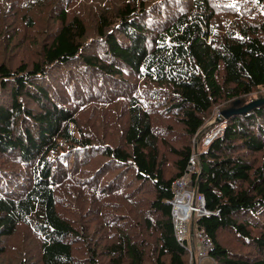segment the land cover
I'll return each instance as SVG.
<instances>
[{
  "label": "trees",
  "instance_id": "obj_1",
  "mask_svg": "<svg viewBox=\"0 0 264 264\" xmlns=\"http://www.w3.org/2000/svg\"><path fill=\"white\" fill-rule=\"evenodd\" d=\"M2 39L0 259L26 225L15 264H188L168 201L264 89V0H0ZM200 143L210 256L264 264V104Z\"/></svg>",
  "mask_w": 264,
  "mask_h": 264
},
{
  "label": "built area",
  "instance_id": "obj_2",
  "mask_svg": "<svg viewBox=\"0 0 264 264\" xmlns=\"http://www.w3.org/2000/svg\"><path fill=\"white\" fill-rule=\"evenodd\" d=\"M221 132L222 128H218L205 140V144H209ZM198 171V152L194 151L186 173L174 182V196L168 202L171 205L175 236L189 253L188 264H216L210 256L213 240L205 228L197 225L200 217L211 213L206 208L204 196L199 193L193 181L192 175Z\"/></svg>",
  "mask_w": 264,
  "mask_h": 264
},
{
  "label": "rangeland",
  "instance_id": "obj_3",
  "mask_svg": "<svg viewBox=\"0 0 264 264\" xmlns=\"http://www.w3.org/2000/svg\"><path fill=\"white\" fill-rule=\"evenodd\" d=\"M79 5L73 6L70 8V10H74L75 8H78ZM87 8L86 11L87 13H89V19H92L95 15V7L96 5L93 3V1H89V3L86 4ZM91 6V7H90ZM90 7V8H89ZM90 9V10H89ZM90 23V21H89ZM49 27H51L52 29H54L56 26L53 24V22L49 19V22L47 24ZM39 40L33 41L32 43L38 42ZM30 43V44H32ZM8 51V49L4 50L3 48V39L0 40V59L4 58V57H12L13 59H15L16 61H19L21 58L25 57V56H34L33 53V47L27 46L23 47V48H12L10 50V52H13L12 55L10 56H6L5 52ZM141 82V81H140ZM264 97V89L262 90H258L257 92L253 93L251 96H249V101H253L259 98ZM240 106H243L242 104ZM238 106V107H240ZM237 107V106H236ZM220 110L218 108H215L214 111L212 112V116L210 118V120L207 122V125L202 129V133L198 135V137H196L197 139L195 140V152H198V148H203L202 143H200V146L198 145L199 140L202 136V134L204 135L205 132L208 131V129L212 126V125H216V121L219 115ZM27 240L30 239V241L33 243V248H36V245H38V242L33 234L32 231H30L29 228H27L26 225L22 226L20 231H18V233L16 234V236H14L13 238L8 240V251L7 254L0 259V264H15L16 262H18L20 260V257L23 255L22 251H20L18 249V246L22 244V240ZM26 242V243H28ZM37 251V250H36ZM35 251V252H36ZM207 260H210L209 258ZM205 260V262L207 261Z\"/></svg>",
  "mask_w": 264,
  "mask_h": 264
},
{
  "label": "water",
  "instance_id": "obj_4",
  "mask_svg": "<svg viewBox=\"0 0 264 264\" xmlns=\"http://www.w3.org/2000/svg\"><path fill=\"white\" fill-rule=\"evenodd\" d=\"M239 104V101L236 102V105ZM264 104V98H259V99H256V100H253L243 106H240V107H234V108H229V109H225V110H222L220 112V115H218V118L216 121H221L223 119H226L228 118L230 115H233V114H242V113H246L250 110H252L253 108L259 106V105H262ZM202 132H200L199 134H201Z\"/></svg>",
  "mask_w": 264,
  "mask_h": 264
}]
</instances>
